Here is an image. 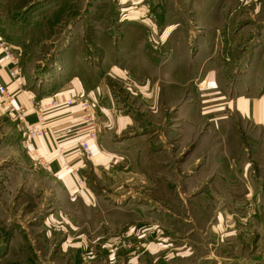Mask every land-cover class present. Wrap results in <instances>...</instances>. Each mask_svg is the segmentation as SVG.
<instances>
[{
  "label": "rangeland",
  "instance_id": "374dc122",
  "mask_svg": "<svg viewBox=\"0 0 264 264\" xmlns=\"http://www.w3.org/2000/svg\"><path fill=\"white\" fill-rule=\"evenodd\" d=\"M0 35L35 93L92 68L130 118L120 139L134 151L71 187L33 165L0 105V264H130L140 238L166 245L173 264H264V123L237 102L264 98V0H0ZM139 47L162 67L186 50L187 86L173 75V96L154 104L137 82L101 73L106 53L111 66ZM101 199L122 212L107 215Z\"/></svg>",
  "mask_w": 264,
  "mask_h": 264
},
{
  "label": "crops",
  "instance_id": "0c3cea01",
  "mask_svg": "<svg viewBox=\"0 0 264 264\" xmlns=\"http://www.w3.org/2000/svg\"><path fill=\"white\" fill-rule=\"evenodd\" d=\"M17 49L20 51L18 47ZM181 50L182 47L181 49L179 47V49L173 50V53L169 54V59L164 64V67L158 62L156 63L154 59L148 58L145 55L146 52L141 51L140 47L131 54L125 53V57H121L118 54V58L121 57V59H115L116 61L114 60L111 66L108 64L110 57L106 53L99 63V68L101 73L109 71L111 77H117V79L123 81L132 82L131 80H133L137 82L139 92L136 94L145 97L151 95L152 101L156 104L158 92L161 97L164 96V100L162 98L163 101L173 96L172 83H177L176 77L181 81V84H177L180 90L184 85L187 86L188 66L186 67V65L189 63V57L188 53L185 52L186 50ZM3 66L4 62L0 51V83L7 85L13 105L16 108L21 106L25 109V120L21 122L22 125L29 127L36 124L38 112L45 115L47 120L49 134L45 137L37 138L31 146L24 147L22 145L27 150L28 157H30L33 165L36 167L39 166L37 163L43 165L53 176H57L59 179L62 178L72 187L78 180H81L79 174L83 169L89 167L95 172L98 167L109 165L111 161L116 163L118 159L120 160L122 157L134 152L133 149L125 144V141L120 139V135L130 126V118L118 114L119 111L117 110L115 99L110 94V90L107 89L108 86L104 84L103 79L91 80L87 76V71H93L92 68L85 70V72L82 69H78V75H72V78L64 83L62 88L53 90L50 93L45 92V90L41 92L40 89L43 86L38 82L35 87L39 90L35 93V90L26 88L27 85L24 77L21 76L15 81L9 80L3 70ZM173 75H176V77H173ZM208 79L204 83L208 81L207 91L213 94L219 86L214 76H209ZM158 80L164 82V87H161V89L158 88L160 87L159 84L157 85ZM69 100H72L73 104L67 105ZM79 101H86L91 104L92 109L89 110L90 123L84 119L85 113L78 104ZM237 102L239 112L245 114L249 119L261 124L264 123V98L254 99L252 97L241 96ZM253 104L254 107L259 105V112L252 111ZM154 107L157 109V106L154 105ZM21 123H17L18 128L16 133H18L22 142L23 132L19 126ZM92 131L97 132L98 139L91 142L94 156L86 158L81 152L80 143ZM16 136L14 132V134H11V138H9V142L14 148L19 143ZM83 192L81 194L78 191L72 190V195H83L81 197L88 199V202L90 201L89 204H92L91 194L87 190ZM101 201L103 202L102 199ZM107 205L103 202V208L107 212V215L111 216L114 215L113 213L122 212L119 209L116 210L114 205L113 207L110 205L107 207ZM106 223V230L108 231H113L119 227L112 224L111 221ZM149 225L143 224L140 227L145 228ZM132 233L130 234L134 237L136 233L134 235ZM105 241L107 242V246L115 244L114 238L109 240L107 238L102 239L101 243ZM150 241V239L147 241V238L138 239L134 244V247L138 248V250L133 252L135 257H126V261L128 259V263L130 262V264H173L175 260H173V255H171L172 252L166 250L167 246ZM139 246L142 249L144 248V250H139ZM157 249L160 252L159 255L156 254ZM180 259L185 261L187 254L182 253ZM185 264L187 263L185 262ZM214 264H224V262H214Z\"/></svg>",
  "mask_w": 264,
  "mask_h": 264
},
{
  "label": "built area",
  "instance_id": "2783aa9c",
  "mask_svg": "<svg viewBox=\"0 0 264 264\" xmlns=\"http://www.w3.org/2000/svg\"><path fill=\"white\" fill-rule=\"evenodd\" d=\"M0 51L2 60L4 62L3 70L5 71L7 77L11 81L17 80L22 74V67L20 65V54L17 47L10 44L5 40L4 37L0 35ZM1 78V77H0ZM5 105L10 116L19 123L24 122L25 120V109L23 107H15L12 103L11 97L8 92V87L5 84L0 83V105ZM73 104L72 100L67 102V105ZM82 110L84 111V119L90 123V114L89 110L92 109L91 104L86 101H79L78 103ZM40 111V110H39ZM37 123L29 127H24L22 123L19 125L20 129L23 132L22 145L24 147L31 146L34 140L37 138L45 137L49 134V128L47 125V120L45 115L37 113ZM98 134L96 131L89 132L85 138L80 143V149L82 154L86 158H91L94 156V151L91 149V142L97 141ZM79 184L82 183V180H78Z\"/></svg>",
  "mask_w": 264,
  "mask_h": 264
}]
</instances>
